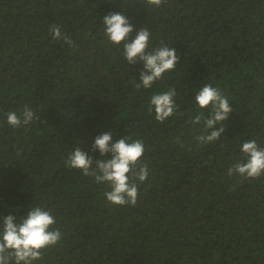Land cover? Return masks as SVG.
<instances>
[{"label":"trees","instance_id":"1","mask_svg":"<svg viewBox=\"0 0 264 264\" xmlns=\"http://www.w3.org/2000/svg\"><path fill=\"white\" fill-rule=\"evenodd\" d=\"M109 12L147 28L149 50L175 48V70L137 89L143 62L128 64L105 35ZM205 84L233 111L218 140L199 144ZM169 89L179 107L161 123L150 101ZM25 105L39 119L11 127L7 113ZM106 130L144 143L135 206L65 164L77 147L100 159L92 144ZM249 140L264 147V0H0V218L42 206L62 233L32 264H264V176L228 175Z\"/></svg>","mask_w":264,"mask_h":264},{"label":"clouds","instance_id":"2","mask_svg":"<svg viewBox=\"0 0 264 264\" xmlns=\"http://www.w3.org/2000/svg\"><path fill=\"white\" fill-rule=\"evenodd\" d=\"M145 3L160 7L166 0H145ZM102 22L110 42L123 44V56L128 64L143 62L139 82L135 85L137 89L150 88L166 72L175 70L180 60L176 49L162 44L159 48L149 50L151 33L147 28L134 30L132 23L121 12H109ZM50 32L53 39H63L69 46L74 43L70 37L62 34L58 25H52ZM176 94L175 89H169L151 97L149 111L154 109L157 121L162 123L176 113L179 107L174 99ZM195 102L199 108L210 110L206 117L200 112L192 118L193 125L203 121V132L196 137L197 142L208 144L218 140L225 131L224 122L233 111L228 98L217 87L205 84L195 94ZM33 119L39 117L27 105L21 114L14 111L7 113V123L13 128L27 125ZM91 150H98L101 158L94 162L88 152L77 147L67 156L66 166L80 170L85 176H93L97 183H106L110 191L105 192V196L110 203L135 206L139 195L137 181L143 183L149 175L148 165L142 161L145 151L143 141L132 140L130 136L114 141L113 133L106 130L95 137ZM241 152L246 160L229 167L228 175L239 174L246 179L264 176V147L258 145L256 140H249L242 144ZM109 153L111 158L104 159ZM55 223V216L42 206L32 207L19 221L13 214L2 216L0 264H9L12 258L15 264H32L41 259L43 249L55 246L61 240L62 233L59 228L53 227Z\"/></svg>","mask_w":264,"mask_h":264}]
</instances>
